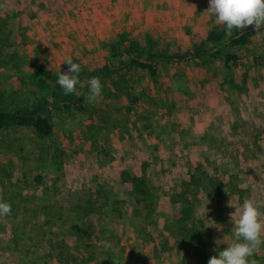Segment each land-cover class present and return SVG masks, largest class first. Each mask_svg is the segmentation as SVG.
I'll return each mask as SVG.
<instances>
[{
	"label": "rangeland",
	"instance_id": "obj_1",
	"mask_svg": "<svg viewBox=\"0 0 264 264\" xmlns=\"http://www.w3.org/2000/svg\"><path fill=\"white\" fill-rule=\"evenodd\" d=\"M208 7V0H0V15L10 17L12 32L7 53L18 55L0 69V90H23L19 79L29 81L38 68L66 71V56L94 68L105 61L121 31L135 38L153 31L162 49H190L222 24ZM232 51L241 58L235 80L242 83L249 75L245 92L223 85L221 59L170 64L154 80L132 73L130 89L141 96L132 111L127 95L108 100L102 88L86 114L57 116L51 137L40 139L21 129L3 133L0 198L11 204L12 215L0 216V264H19V256L32 264H207L217 249L231 244L236 206L253 199L264 213V33ZM176 74L188 78L189 93H174L167 100L166 88ZM142 163L163 205L155 212L139 211L120 176L139 172ZM199 164L227 182L216 198L200 194L196 215L203 221L202 237L197 251L185 256L179 248L186 246L178 244L168 224L181 209L174 198ZM229 180L243 195L233 193ZM96 192L98 213L84 221L95 226L84 238L90 224L79 222L83 233L78 237L75 207L86 206L83 199ZM27 215L40 223L43 239L14 246L13 227ZM21 236L19 231L17 238L24 240ZM263 257L264 243L252 259L264 264Z\"/></svg>",
	"mask_w": 264,
	"mask_h": 264
},
{
	"label": "trees",
	"instance_id": "obj_2",
	"mask_svg": "<svg viewBox=\"0 0 264 264\" xmlns=\"http://www.w3.org/2000/svg\"><path fill=\"white\" fill-rule=\"evenodd\" d=\"M9 21V16L0 15V69L7 67L11 61L18 60V55L7 53V42H9L12 33ZM263 33L264 26L256 30L252 25H248L243 30L233 28L229 31L226 30L222 23L213 27L205 38L199 43H195L190 49L172 52L169 49H162L160 47L156 38V32L147 31L139 38H135L128 31H121L117 34L116 39L109 44V55L98 66L88 68L80 59L73 58L74 62L81 65L79 83L77 85V90L82 93L80 96H77L75 93L65 94L56 83L57 73H52L42 68L34 70L29 76V81L19 79L23 90L24 88L31 87L28 89V92L20 89V91H13L8 94L6 91L0 90V136L6 131H10V129H21L33 132L40 139L51 137L56 128L55 118L57 116L63 114L68 116L84 115L90 110L91 105L86 97L88 95L87 81L92 76L100 78L106 99L119 98L121 94L127 95L128 111H132L141 99L137 90H134L133 87L130 89L131 81H133L132 73L142 72L151 78V80H154L159 77L162 66L170 64L199 63L206 65L217 59H221L224 62L226 70L223 85L236 89L239 92H245L247 91L246 86L249 75H244L242 83H238L235 80L234 70L239 67L241 58L232 49L250 45L255 36ZM67 68L68 65L66 64V70ZM15 81L14 79L11 83ZM126 83L128 84L126 85ZM188 85L189 82L186 76L176 74L171 80L170 85L166 88L167 100L174 93L188 94ZM146 167L147 163H142L139 172L132 174L123 171L120 173V176L125 188L131 193V196L139 206V211L155 212L162 204L157 202L153 193L146 174ZM190 177L191 180L185 183L184 191L174 198L175 203L181 204V209L171 224H168V228L172 230V235H175L178 244L184 243L186 246L185 248H179L181 252L184 250L185 256H189L192 252L197 251L198 242L202 237L200 227L203 225V221L196 215V205L200 194L216 198L222 192L223 184L226 181L225 177L212 175L204 167V164L197 165ZM231 178L237 181L236 176H231ZM36 180L38 183L43 182L41 176H37ZM228 185L232 187L235 195H243L244 191L239 187L237 182L229 180ZM98 195V192L94 195L90 194V196L86 197L87 199H83L86 202V206L79 203L75 207V211H78L76 212L77 217L75 216L78 221L73 226L78 233V237L83 233L79 222L83 223L87 218L91 220V217L98 213L96 207V197ZM178 197L180 199H177ZM49 209L48 207L47 214L50 213ZM38 212L41 214V211ZM10 214L12 215V213ZM26 217L18 227H13L15 234L14 246L19 244L20 241L30 242L34 238L43 239V234H40V223H36L30 215ZM48 221L46 217L45 222L47 225L49 224ZM84 224H90L84 230L85 238L86 235H90L87 230L93 229L95 224L92 221H89V223L84 222ZM19 231L24 240L17 238L19 237ZM63 243L66 245V248H71L66 244L65 240H63ZM68 253L71 254V250H68ZM203 253L201 252L199 256L203 255ZM194 256L197 257V255ZM27 259L23 260L19 256L18 262H26ZM60 259L66 263L68 262L66 256H60ZM26 263L32 264L30 262Z\"/></svg>",
	"mask_w": 264,
	"mask_h": 264
},
{
	"label": "clouds",
	"instance_id": "obj_3",
	"mask_svg": "<svg viewBox=\"0 0 264 264\" xmlns=\"http://www.w3.org/2000/svg\"><path fill=\"white\" fill-rule=\"evenodd\" d=\"M208 5L207 11L213 14L216 21L223 23L226 30H243L248 25L257 30L264 26V0H208ZM62 62L66 63L68 68L57 74L56 83L65 94L75 93L80 96L82 93L77 90V85L81 65L74 62L71 56L64 57ZM87 84L86 99L89 103L95 102L102 95L100 78L92 76ZM234 209L231 213L233 242L223 249H217V254L211 256L207 264H257L252 257L264 243V220L260 219L264 213L253 199L244 200ZM10 212L11 204L0 198V216ZM101 243L105 248L112 247L110 241Z\"/></svg>",
	"mask_w": 264,
	"mask_h": 264
}]
</instances>
